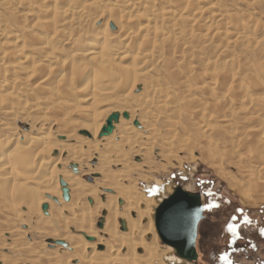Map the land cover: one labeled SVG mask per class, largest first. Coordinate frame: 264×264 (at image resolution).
<instances>
[{
    "label": "bare ground",
    "instance_id": "1",
    "mask_svg": "<svg viewBox=\"0 0 264 264\" xmlns=\"http://www.w3.org/2000/svg\"><path fill=\"white\" fill-rule=\"evenodd\" d=\"M40 1L0 0V7L10 15L4 14L9 17L4 18L6 24L13 19L12 15L16 16V20H21L17 23L18 27L15 26L20 34L15 30V35L9 29L10 24L4 28L0 24V41H7L8 50L11 45L15 48L5 51V45L0 43V112L5 115L36 112L40 116L35 119L40 125L38 132L46 127L48 130L36 136L20 137L18 132L9 136L12 132L7 133V124L0 123V225L2 228L11 226L6 233L11 238L16 237L11 241L20 242L21 252L31 251L32 256H26L27 260H32L33 264H71L72 261H78V264L185 263L170 247L179 261L167 259L159 244L160 237L154 226V219L155 210L163 200L156 201L153 195L141 192L137 185L139 180L150 181L142 171L153 168L151 161L158 141L162 140L164 146L172 148L173 137L182 124L175 121L177 117L172 119L171 114L186 120L195 119L196 122L190 121L194 123L189 125L200 140L210 139L219 132L220 136L228 138L229 143L221 137L227 144H235L236 151L227 154V160L241 179L227 171L222 161L210 165L219 176L228 181L244 206L253 208L264 205V99H253L243 92L250 80H256L254 71L240 77L233 73L234 75L230 74L232 78L229 77V89L232 92L229 93L230 97L243 92L241 100L239 99L240 109H236H239L237 113L246 116L247 127L238 132L233 121L229 120L228 112L231 111L223 108L225 103L222 107L221 102L216 101L220 94L217 93L220 82L215 62L211 61L202 74L195 72L191 65L186 67L187 72L181 69L182 75L186 72L188 77L186 73L181 76L180 66H177L173 78L180 82H176L178 84H175L174 89L166 86L162 88L154 82L150 67L153 62H150V70H147L149 61H158L167 48L168 53L172 52L170 48L180 46L185 37L188 38L187 41L195 38L202 42H206V37L213 36L228 39V30L220 28L224 21L231 20L237 26V33L231 35L232 39L244 40L248 45L255 44L256 38L247 31L251 26L250 22L253 26L255 22L247 20L248 24H245L238 16H232L228 20V15L222 12L224 8L218 5L217 0H203L204 5L201 7L197 6V0H177L175 3L173 0L53 2L54 7L58 3H64L63 8L60 5V8H49L50 6L46 7L49 0ZM34 4L40 6L38 12L32 9ZM16 5H23V9L26 7L24 13L19 14ZM91 10L107 17L106 26L98 33H83ZM29 19L33 20L32 24H27ZM112 19L119 31L117 37L108 30ZM246 19L250 20V17ZM186 24L198 27L200 33L195 34ZM39 31L43 37L37 34ZM112 41L117 42L114 44ZM61 43L68 44L70 49L64 58L61 59L60 56L59 59V55L56 56L58 48L55 47ZM25 49H28V54ZM125 61H131V65H125ZM231 65L234 63L231 62ZM224 68L228 72L232 69L228 61L224 62ZM169 70L168 72L171 71ZM168 74L172 75V72ZM204 79L209 80L207 85ZM142 82V91L134 94L137 88L140 89ZM196 94H210L209 99L214 98V106L222 110L223 118L216 115L215 121L216 117L214 120L206 117L208 113L205 112V103H200ZM28 96L32 98L25 100ZM111 103L114 104V112L109 106L107 109L110 110L104 109ZM183 104L189 112L187 110L180 114ZM121 106L134 107V110L124 112L125 108L122 109ZM251 107H254V113L249 112ZM48 113H53L54 116H47ZM108 113H111L110 116L120 114V121L114 124L112 134L100 138L107 121L103 119ZM124 113L129 114V119L123 117ZM212 120L220 127L211 125ZM135 122L139 126H135ZM160 122L167 129L164 131L167 137L157 127ZM55 127L58 135L66 139L60 145L55 143L50 131ZM182 128L184 131L187 126ZM78 132H83V137H78ZM170 135L173 137H169ZM71 141L75 144L68 145ZM184 144L187 146V141ZM242 149H246L250 155L239 152ZM135 156H140L141 162L130 164ZM94 160L98 162L97 166L91 168L88 164ZM71 161L75 164H71L68 170ZM120 164L123 165L122 171H112V167ZM92 175L103 177L93 178ZM61 180L68 186L69 202H63ZM168 189L166 192H169ZM44 204L49 206L47 215L42 213ZM101 216L103 229L99 232L95 226ZM120 221L125 223V231H119ZM25 224L30 232H37L46 243L40 244L38 250L36 247L32 250L33 243H26L18 238L21 234L15 231L14 225ZM87 238H92L93 241ZM58 242H64L66 246L58 245ZM3 259L5 257L2 256V261L5 262Z\"/></svg>",
    "mask_w": 264,
    "mask_h": 264
},
{
    "label": "rangeland",
    "instance_id": "2",
    "mask_svg": "<svg viewBox=\"0 0 264 264\" xmlns=\"http://www.w3.org/2000/svg\"><path fill=\"white\" fill-rule=\"evenodd\" d=\"M39 1L40 0H38V2ZM54 1L55 0H51V1L49 0L47 2L48 6H46L47 3H45V6L46 7L50 6L49 8H52ZM212 1L216 2V0H212ZM49 2H51V4H49ZM175 2H177V0H173V3H175ZM178 2H179V0H178ZM197 2H199V4L197 6L201 7V5H204L203 0H197ZM218 2H219L218 5H220V6L222 5V7L224 8V9L221 8L222 12L225 13V15L226 14L228 15V18H229L228 20H230L232 18V16H235V17L238 16V19L239 20L241 19V21L243 19V21H245L243 23H245V24H248V21L249 22L252 21V23L255 22L256 25L254 24V26L250 22L251 26L249 25L250 26L249 30H247L249 32L248 34H251V36H254L256 38L255 44L248 45L247 43H244V40L239 41L240 39H238V40L234 39V38L232 39L231 35L233 33H237V31H236L237 26L231 20L230 21H224L225 23L222 22V25L218 22L222 27H220V25L218 23H217L218 24L217 26H219L221 29L224 27L225 29H227L229 31V32L227 31V33H230L228 36V39L227 38H225V39L220 38L218 36H215V37L213 36L211 38L206 37V39H205L206 42L205 41L202 42L200 40H195V38H193V39L189 38V40L187 41L188 38L185 37V41H181V45H180V42L178 43V45H180V46H175L177 49L176 48L175 49L170 48V50L172 49V52L170 51V53H168V50H169L168 48H167L168 50L167 49L164 50L165 52L162 53V57H161L163 60L161 58H159L158 61H157V59L154 61H149L147 70L149 68V65L153 62L150 66V67H152L151 68L152 74L151 73L150 74H151L152 78L154 77L153 78L154 82L157 85L161 86L162 88L167 87L169 89H171V88L174 89V88H176V86L178 84V83L176 84V82H180V81H176L177 78L176 79L173 78L175 75L174 70H176L179 66H180L179 72H180L181 76H183L187 72V70H185V69H187L186 67L190 66V65H191L190 67H194L195 72L202 74L204 72V70H206V68L208 67V64L211 61L215 62L216 71L219 72L218 73V80L220 82V85L218 86L219 92H217V90H216V92L220 93V94H218V96H217L218 99L216 101H218L219 103L221 102L220 105L222 107L226 104L225 107H223V108L225 110L232 112V113L228 112L229 120L233 121L232 124L234 125V127H236L235 129L238 132H242V131H244V128L247 127V126H245V125H247L246 119H245L246 116L240 115L239 113H237V112H239L238 110L240 109V104H241L240 100H241L242 93L245 92L248 96H251L253 99H255V98H263L264 99V70H263L264 69V53H263L264 52V0H217V3ZM54 4H56V3H54ZM63 4L64 3H58V4H56L57 7L53 6V8H60V6L63 8V7H65V5H63ZM16 7H17L16 10H18L17 11L18 13L19 12L24 13L23 11H25V9H26V7H24L25 9H23V5L20 7H18L16 5ZM38 7H40L38 4L37 5L34 4L32 9L34 11L38 12V10H39ZM3 12H5V13H3ZM7 13L8 12L6 10L4 11L3 8L0 7V18L2 17V19H0V20H2V21H0V24L2 25L3 28L7 27V25L10 24L9 29L11 30V32L13 33L16 30L15 32L20 34V32H17V29H15V26H17V23L21 22L20 18H18V20H16L15 19L16 16L12 15L13 19H15L16 22H15V20H13L11 18L10 23L6 24L7 21L4 18H6L8 16L10 17V15ZM4 14L8 15V16H5ZM15 14H16V11H15ZM89 14H90L89 19H88L87 24L84 25V28H83L84 32L83 33L89 32L90 34H93V32L98 33V32H101L102 30H104V28L106 26V21L108 20L107 17H104L101 14L99 15V13H97L95 10L89 11ZM16 15H18V14H16ZM18 16L20 17V15H18ZM245 17L246 18L250 17V20L246 19ZM97 18H99L100 21H98ZM2 22H4V23H2ZM27 22H28L27 24H32L33 20L29 19V20H27ZM110 22L111 23H110V26H108V30L110 31V33L115 34V36L117 37L118 35H116V34H119V31H118L117 26L114 23V19H112ZM180 23H183V21H180ZM223 23H224V25H223ZM231 23H234V24H231ZM186 26H188V24H186ZM12 27H14V28H12ZM85 28L87 30H85ZM197 28L198 27H196V26H192V27L188 26L189 30H191L195 34H197V33L199 34L200 31H199V28L198 29ZM250 31H252V33ZM41 33H42L41 31L37 32V34L39 36L43 37V34H41ZM13 34L15 35V33H13ZM46 36H48V35H46ZM42 37H40V38H42ZM210 39H212V40H210ZM229 39H231V40H229ZM218 40H220V41H218ZM6 42L7 41H5V42L0 41V43H2L3 46L5 45L3 48L5 51H11V49H13L14 47H11L12 46L11 45L10 49L8 50L9 45H7ZM116 42L117 41H112V43H114V44H116ZM185 44H186V46H185ZM58 46L55 47V48H58L57 49L58 52L56 51V56L59 55L58 58L61 56V59H62L68 54L67 52H69L70 46H68V44L64 45V43H61L60 46L59 47ZM247 46H249V47H247ZM14 50H15V48H14ZM25 50L27 51L26 53L28 54L29 53L28 49H25ZM62 52H64V53H62ZM166 53H168V54H166ZM262 53H263V55H262ZM163 54H165V55H163ZM180 56H182L183 58H181ZM166 57H168V58H166ZM166 59L169 61L167 62ZM231 59H232V61H231ZM225 61H228L230 64V67L232 68L231 70L228 68V70H230L229 71L230 73L228 71H224V70H226L224 68V62ZM231 62L234 63L233 66L231 65ZM130 63H131V61H125L124 64L125 65H131ZM167 64L169 66L170 65L171 66L169 67ZM233 67H234V69H233ZM169 68H171L170 69L171 71L169 70ZM181 69L186 71V72L183 71L184 72L183 75H182ZM149 70H150V68H149ZM168 70L170 72H168ZM253 71H254L256 80H252V81L250 80L249 84H247L248 86H246V88H244L243 92H241L238 95H232L231 94L233 97L232 96L230 97L229 93H232V92L230 90L231 84H229V83L231 80L230 78H232V75L237 74L238 76L237 75L236 76L240 77V76H243V74H245V73L253 72ZM171 72H172V75L168 74ZM226 72H228V74ZM230 74H232V75H230ZM1 75H2V71L0 69V78H1ZM186 75L188 77L187 73H186ZM186 75H185V77H186ZM171 80H174V81L171 82ZM208 81L209 80H205L204 83L207 85L209 83ZM143 84L144 83L142 82L140 89L137 88L138 90H136L134 92V94H139L142 91L141 87H143ZM175 84H176V86H175ZM209 95L210 94H208V95L196 94L195 97L196 98L198 97L197 100H199L200 103H205V106L203 105L204 108L206 109L205 112H206V114L207 113L209 114V115L207 114L206 117L207 116L211 117L214 120L215 119L214 117H216V115H218L219 117L221 116L220 118H223L224 114H223L222 110L217 109L216 105L214 106V104L216 102H214V100H213L214 98H212L210 100L209 98H211V95L210 96ZM37 97L42 98L41 96H38V95H37ZM220 97H222V98H220ZM223 97H226L225 98L226 100H223ZM30 98H32V97L28 96V97H25L24 99L29 100ZM232 99L234 100V102ZM204 100H206V101H204ZM237 102H239V103H237ZM234 103H235V105H237L236 107H235ZM111 105H112V107H111ZM108 106L110 107V109L114 108V104L111 103V104L107 105L104 109L106 110ZM115 107H117V106H115ZM121 107H122V109L125 108V109H123V111L125 110L124 112H127V111L129 112L131 110H134V107H128V106H121ZM236 108H239V109L237 110ZM110 109L108 108L106 111H108ZM180 109H181V111L179 112L180 114L181 113L183 114V112H187V110H188L185 108L184 104L182 105V107ZM232 109H233V111H232ZM249 110H250L249 111L250 113L255 112L254 107H251ZM114 111L115 110L113 109V112ZM188 112H189V110H188ZM0 113H1L0 123L3 122L4 124H7V128L9 130V131L7 130L8 134L10 132H12V133H10L9 136H11L12 134L16 135L18 133H19L18 135H20V137H22V135L36 136L40 133L48 131L47 127H46V128H44L43 131L38 132V127L40 125H39V123H37L35 121V119L40 117V116L37 115L36 112L34 113V112L30 111L28 113V111H27V112L22 113L20 115L19 114L5 115L3 112H0ZM233 113H237V114L233 115ZM52 114L48 113L47 116L52 115ZM110 114L111 113H108L107 116H105L103 120L106 121L108 119V116H110ZM214 114H215V116H214ZM173 115L174 114L170 115L172 117V119L177 117L180 120H178V119L177 120L174 119V120L177 122H180L182 124V127H184V128H185V126H187L188 129L186 128L184 130L185 131L184 132V131H182L183 128L180 126L177 130L175 137H173L171 135L169 136V137H173V141H174L171 149H168L167 146H164L162 144V140L158 141V144L155 145L154 156H153L154 160L152 159V161H151L153 168L151 170L144 169L142 171L144 176L150 178V181L144 182V180H139V182L137 183L138 188L140 189L141 192H144V193L149 194V195H153L155 197L156 201L161 202V200H163L164 198L168 197L169 195H171L173 193L172 191L174 190L175 187H182L183 189H185L188 192L201 194L202 198H203L202 200L204 202V205L208 204L210 202V199L213 200L214 203L219 205L218 208H215V211H213V212L209 211L210 213L209 214L207 213L208 219L205 222H202V224L200 226V228L203 227L202 232L204 234L203 239H201L202 240V248H201V253H202L201 257L202 258H201V260H199V262L196 261L195 264H214V262L217 261L218 253H224V251H228L230 253V259L233 260L234 264H264V235H261V230L264 229V205L258 206V207H253V208L244 206L240 197L237 196L235 194V192L230 188L228 181L224 177L219 176L210 165V163H220L222 161L221 163H223L224 167L227 168L226 169L227 171L233 172V174L236 175V177L238 179H241L240 175H238L236 173V170L232 166L228 165V160H227L228 155L231 154V151L232 152L236 151L235 144H231V143H230V145L227 144L230 141L228 140V138L226 139L225 136H223V137H222V135L220 136L219 132H216L218 134H213L210 137V139L209 138L205 139L206 141L203 139L200 140L197 133H195V131L192 130V126L189 125V124H193L194 122H196L195 119L186 120L185 118L183 119L182 117L180 118L177 115H174V116ZM52 116H54V114ZM75 116L76 115H74V118H77V116L76 117ZM136 116H138V113L136 114ZM230 116H233V117L230 118ZM241 116L243 117V119ZM247 117H248V115H247ZM213 120L211 121V125L215 126V128L216 127L219 128L220 126L215 125V121L217 120V117H216L215 121H213ZM190 121H194V122H190ZM160 123L162 126L160 125ZM160 123L158 124L157 127L162 131L163 136L165 135V137H167L166 133L164 132L167 129L165 128V125L163 124V122H160ZM15 127H16V129H15ZM10 128H12L13 131ZM0 130H1V127H0ZM50 131H52L51 133H53L52 136L55 138L56 144L60 145L61 143L66 142L65 138L58 135V130L56 127ZM3 132H5V131H3ZM14 133H16V134H14ZM82 133L83 132H78L77 136L83 137ZM61 135H63V134L61 133ZM221 137L225 138V141L226 142L228 141V142L226 143ZM158 138L160 139V137H158ZM184 141H187V143H188L187 146H185ZM202 141H204V142H202ZM263 141H264V139H263ZM69 143H67V144L68 145H74L75 144L74 141H71ZM255 146L256 145H254V147ZM246 151H247L246 149H245V151L239 150V152H241V153H246V155H250ZM56 155H57V153H56ZM139 162H141L140 156H135L132 160H130V164H138ZM97 163L98 162L96 160H94V161L90 162L88 165L91 168H94L97 166ZM71 164H75V162L71 161L69 163V165L67 167L68 170H70L69 166ZM121 169H123L122 164L115 166V167H112V171H115V172L122 171ZM92 177L93 178H101V177H103V175H94V176L92 175ZM125 184H128V181H125ZM167 188H169L168 189L169 192H166ZM208 191L215 193V197L214 198L207 197L205 195V193ZM156 201H155V203H156ZM63 202H65L64 199H63ZM237 209H243L244 214L249 216L252 223L249 225H244L241 227V229H240L241 239L236 244L233 245V249H227V246L229 248V243H228L227 237H225V235L228 233L224 232L223 229H224V226L228 223L229 218L232 215L239 216V213L236 211ZM23 211H26V210L23 209ZM101 219H102V216L98 218V220L96 222V226H95L99 232H101V229L98 228V223H100ZM154 221H155V219H154ZM154 226H156L155 222H154ZM10 227L11 226H7V227L2 228L0 225V257H1L0 258L1 259L0 264H5V263L6 264H33L32 260H29V259L27 260V258H26V256L27 257L32 256L30 253L31 251L29 250L30 251L29 253L24 252V251L21 252L20 251L21 245L19 244L20 242L19 241H16L18 243L13 242V240H15L16 237L11 238L8 236V233H6L7 231L10 230ZM14 227L16 228L15 231L17 230V232L19 234H21V235L18 234L19 235L18 238H20L23 242L30 243V244L33 243L32 244L33 247H31L32 250L35 247L37 248L36 250H38L39 245L42 243H44V245L46 244L45 242H43L41 236H39L37 232H33V231L30 232L28 225H26V224L22 225V226L21 225L20 226L14 225ZM119 227H120L119 231H121V226H119ZM5 229H7V230H5ZM7 237H9V239ZM10 239H13V240L11 241ZM31 239H33L34 242H32ZM17 240H19V239H17ZM158 241H159V244H160L162 250H164V254H165V257L167 259H173L174 261L175 260L179 261V259H177V257H175V255L173 254V252L170 250V248L168 246L162 244L160 239H158ZM15 246L16 247L18 246V247L16 248ZM18 248H19V251H18ZM44 249L49 250L48 247H44ZM2 256L5 257V259H3V260H6L5 262L2 261ZM10 257H11V259H10ZM184 262H185L184 264H194V263H188L186 261H184ZM72 263L78 264V261H72ZM170 264H174V263H170Z\"/></svg>",
    "mask_w": 264,
    "mask_h": 264
},
{
    "label": "water",
    "instance_id": "3",
    "mask_svg": "<svg viewBox=\"0 0 264 264\" xmlns=\"http://www.w3.org/2000/svg\"><path fill=\"white\" fill-rule=\"evenodd\" d=\"M123 117L129 119V114L124 113ZM119 121L120 114H112L107 119L99 137L112 134L114 124ZM134 125L139 126V123L135 122ZM72 168L76 171L75 166ZM60 185L64 201L69 202L70 193L66 182L61 180ZM48 208L47 204L42 206L45 215H47ZM203 219L204 206L201 194L188 192L182 187L174 188L173 194L164 198L155 210V225L162 244L174 249L177 257L188 263H195L198 260L196 239L198 226ZM120 225L121 230L125 231V223L120 221ZM98 228L103 229V219L98 223ZM87 239L93 241L92 238ZM58 245L66 246L64 242H58Z\"/></svg>",
    "mask_w": 264,
    "mask_h": 264
},
{
    "label": "snow or ice",
    "instance_id": "4",
    "mask_svg": "<svg viewBox=\"0 0 264 264\" xmlns=\"http://www.w3.org/2000/svg\"><path fill=\"white\" fill-rule=\"evenodd\" d=\"M205 195L209 198L215 197V193L211 191L206 192ZM205 207L208 210H212L218 208L219 205L214 203L213 200L210 199V202L206 204ZM236 211L239 213V216L232 215L223 229L224 232L230 234L229 246L236 244L237 241L241 239V231H240L241 227L252 223L249 216L244 214L243 209H237ZM261 235H264V229L261 230ZM218 258L220 261L223 262V264H234L233 260L230 259V253L228 251H224V253L220 255Z\"/></svg>",
    "mask_w": 264,
    "mask_h": 264
},
{
    "label": "flooded vegetation",
    "instance_id": "5",
    "mask_svg": "<svg viewBox=\"0 0 264 264\" xmlns=\"http://www.w3.org/2000/svg\"><path fill=\"white\" fill-rule=\"evenodd\" d=\"M176 188V187H175ZM202 196V195H201ZM203 199V198H202ZM203 201V200H202ZM203 206H204V219L200 222V224L202 223V222H205L207 219H208V216H207V213L209 214L210 212L209 211H211V212H213V211H215V209H212V210H208L206 207H205V205H204V202H203ZM200 224H199V226H198V234H197V239H196V252H197V255H198V262H199V260H201V256H202V253H201V248H202V240L201 239H203V237H204V234H203V232H202V229H203V227L202 228H200ZM225 237H227V240H228V243H229V241H230V234H226L225 235ZM238 242V241H237ZM234 245V244H233ZM233 245H231V246H229V248H228V246H227V249H233ZM223 253H218V255H217V257H219L220 255H222ZM214 264H223V262L222 261H220L219 260V258H217V261L216 262H214Z\"/></svg>",
    "mask_w": 264,
    "mask_h": 264
}]
</instances>
